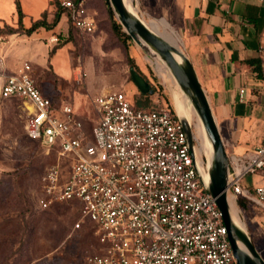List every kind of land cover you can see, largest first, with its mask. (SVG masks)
<instances>
[{"label":"built area","instance_id":"obj_1","mask_svg":"<svg viewBox=\"0 0 264 264\" xmlns=\"http://www.w3.org/2000/svg\"><path fill=\"white\" fill-rule=\"evenodd\" d=\"M59 6L75 30L93 32L83 0ZM259 53L264 83V48ZM30 71L24 63L5 76L0 97L27 106L28 140L58 150L62 160L41 176L36 204L77 210L72 230L88 225L98 245L83 264H238L174 113L137 109L132 96L113 92L97 99L98 118L87 131L71 106L57 108L41 93ZM75 80L82 81L81 71ZM228 162V197L264 209V144ZM248 174L256 177L253 191L242 186Z\"/></svg>","mask_w":264,"mask_h":264},{"label":"rangeland","instance_id":"obj_2","mask_svg":"<svg viewBox=\"0 0 264 264\" xmlns=\"http://www.w3.org/2000/svg\"><path fill=\"white\" fill-rule=\"evenodd\" d=\"M133 5L139 15H144L136 0ZM164 8L163 2L159 7L152 2V16L147 14L144 20L146 23L164 21L168 27L165 29L159 25L157 33L163 36L172 31L178 37L177 47L186 55L180 36L165 17ZM54 36L58 39L56 43L49 38L14 44L10 50L20 47L23 52H34L36 58L23 56L12 62L15 67L27 63L41 93L56 106H71L84 120L87 131L98 118L97 99L113 92L123 91L143 104L167 107L174 113L169 84L159 76L155 60L139 49L140 52L131 53L134 56V65L131 66L123 47L113 37L96 40L70 25L63 35ZM3 42L1 39L0 86L4 77L15 70L7 67L11 62L10 50L1 47ZM55 48L59 50L55 51L57 56L52 60ZM131 69L144 76L152 94L142 97L130 78ZM79 70L82 72L81 82L74 77ZM27 114V106L20 99L0 97V264H83L97 252L98 245L88 225L72 230L78 219L77 210L65 204H56L48 210L37 207L41 176L62 159L59 160L56 148L47 151L27 139L24 129ZM195 120L196 116L193 127ZM200 145L198 139L197 148ZM226 153L232 155L229 149ZM200 157L205 165L207 155L202 152ZM255 183L256 177L252 174L242 180V186L250 191ZM231 201L238 208L245 230L260 254L264 250V209L246 200L243 208L238 205V200Z\"/></svg>","mask_w":264,"mask_h":264},{"label":"crops","instance_id":"obj_3","mask_svg":"<svg viewBox=\"0 0 264 264\" xmlns=\"http://www.w3.org/2000/svg\"><path fill=\"white\" fill-rule=\"evenodd\" d=\"M83 1L88 18L94 22L93 32L83 35H91L96 40L113 37L106 0ZM136 1L143 9V20L147 14L152 16V2L157 7L164 3L165 17L182 40L186 56L211 106L225 149L232 152L231 156L250 154L264 144L263 60L259 53L264 48V0ZM59 8V0H0V39L4 40L1 47L8 51L14 44L49 38L56 43L58 39L54 35L60 37L67 26H71L61 8L60 19L54 27L39 28L30 36L17 30L20 25L28 29L40 20L52 24ZM8 29L16 33L9 34ZM55 49L52 60L59 50ZM133 51L140 52L132 43L128 50L131 58H134ZM9 52L11 62L7 67L15 68L13 73L24 64L15 67L14 59L36 58L34 52H23L20 47ZM79 71L75 72V79ZM79 119L85 125L84 120ZM260 254L264 259V250Z\"/></svg>","mask_w":264,"mask_h":264},{"label":"water","instance_id":"obj_4","mask_svg":"<svg viewBox=\"0 0 264 264\" xmlns=\"http://www.w3.org/2000/svg\"><path fill=\"white\" fill-rule=\"evenodd\" d=\"M109 9L115 16L122 31L130 41L148 58L162 62L174 78L181 95L190 110L199 120L211 148L207 163L199 165L195 152L194 127L186 109L178 102L171 87L174 115L185 133L188 148L204 189L215 199L221 212L228 239L238 264H264L245 229L239 227L232 218L227 194L229 162L224 142L206 94L198 80L195 69L176 44L156 33L146 23L137 10H133V0L128 7L124 0H107ZM135 8V7H133ZM130 77L140 94H152L150 85L136 72L130 70Z\"/></svg>","mask_w":264,"mask_h":264},{"label":"bare ground","instance_id":"obj_5","mask_svg":"<svg viewBox=\"0 0 264 264\" xmlns=\"http://www.w3.org/2000/svg\"><path fill=\"white\" fill-rule=\"evenodd\" d=\"M124 1L128 7L131 6L132 0H124ZM132 9L136 10V8H133V7H132ZM159 25L163 26V28H165V29L168 27L164 21H158V22H154V21L152 22L151 21L148 24V26H150L156 33H157V28ZM163 36L172 44L173 43L176 44L178 42V37L172 31H169L168 34H163ZM154 65H156V70H157L159 76L165 82H167L169 84V86L171 87V89H172L176 99L178 100V102L181 103L184 106V108L186 109L189 120L191 122H193V119L195 118V114L193 113L192 110L189 109L185 98L181 95V93L178 89V86H177L174 78L172 77L171 73L169 72L168 68L162 62H159V60H155ZM194 128H195V138L197 140L199 139L201 141L200 147L199 148L195 147L196 157H197V160L199 162V165H201V163H202L201 157H200L201 153L203 152L205 155L208 156V158H210L211 157V148H210V145H209V143L205 137L203 128H202V126H201V124L197 118L194 122ZM228 200H229L232 218L234 219V221L236 222V224L239 227H241L242 229H245L244 223H243V221L239 215L238 208H236L234 203L231 201L230 197H228Z\"/></svg>","mask_w":264,"mask_h":264},{"label":"trees","instance_id":"obj_6","mask_svg":"<svg viewBox=\"0 0 264 264\" xmlns=\"http://www.w3.org/2000/svg\"><path fill=\"white\" fill-rule=\"evenodd\" d=\"M105 4L107 6V15H108V19H109V22H110L113 39H115V41L117 43H119L123 47V49L125 51V54H126L127 62L131 66H133L134 65L133 60L130 57L129 52H128L129 47L132 46V43H131L129 37L122 31L119 23L116 21V19H114L111 10L108 8V2H107V0H106ZM59 10L60 11L55 14L54 20H53V23L52 24H47L45 22V20H40V21H37V22L33 23L30 28L25 29V30L20 25V27H19V29L17 31L18 32H22V33H24L27 36H30L32 33H34L35 31H37L39 28L50 29V28L54 27L57 24V22L59 21V19H60V16H61V12L62 11H61V9H59ZM17 11H18L19 17H21V12H20L19 5L18 4H17ZM7 32L9 34L16 33L14 30H11V29H8ZM131 70H133V69H131ZM137 74L140 77H142L149 84V82L144 78V76H142L139 73H137ZM142 97H145V96L142 95ZM141 101H144V100H141ZM133 103H134V107L137 108V109H142V108H146V109H156L157 108L154 105L150 106V105H147V104H143L142 102H139L137 100H134V98H133ZM169 110L173 113V111L171 109H169ZM238 205L243 208V207H245L246 204H245V201L244 200L239 199L238 200Z\"/></svg>","mask_w":264,"mask_h":264}]
</instances>
